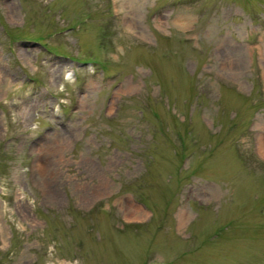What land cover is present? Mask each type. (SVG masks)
<instances>
[{
    "label": "rangeland",
    "instance_id": "1",
    "mask_svg": "<svg viewBox=\"0 0 264 264\" xmlns=\"http://www.w3.org/2000/svg\"><path fill=\"white\" fill-rule=\"evenodd\" d=\"M264 0H0V264H264Z\"/></svg>",
    "mask_w": 264,
    "mask_h": 264
},
{
    "label": "bare ground",
    "instance_id": "2",
    "mask_svg": "<svg viewBox=\"0 0 264 264\" xmlns=\"http://www.w3.org/2000/svg\"><path fill=\"white\" fill-rule=\"evenodd\" d=\"M260 148H261L262 153H263V155H264V142H261V143H260Z\"/></svg>",
    "mask_w": 264,
    "mask_h": 264
}]
</instances>
